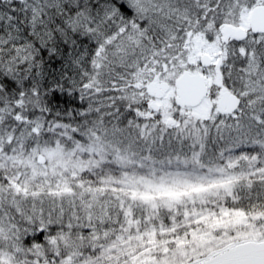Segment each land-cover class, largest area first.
Here are the masks:
<instances>
[{
    "label": "snow or ice",
    "instance_id": "snow-or-ice-1",
    "mask_svg": "<svg viewBox=\"0 0 264 264\" xmlns=\"http://www.w3.org/2000/svg\"><path fill=\"white\" fill-rule=\"evenodd\" d=\"M0 264H264V0H0Z\"/></svg>",
    "mask_w": 264,
    "mask_h": 264
}]
</instances>
